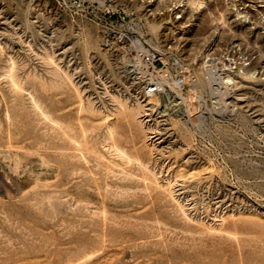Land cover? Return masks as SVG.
Wrapping results in <instances>:
<instances>
[{"label":"rangeland","instance_id":"rangeland-1","mask_svg":"<svg viewBox=\"0 0 264 264\" xmlns=\"http://www.w3.org/2000/svg\"><path fill=\"white\" fill-rule=\"evenodd\" d=\"M185 1L0 0V264H264V22Z\"/></svg>","mask_w":264,"mask_h":264},{"label":"built area","instance_id":"built-area-1","mask_svg":"<svg viewBox=\"0 0 264 264\" xmlns=\"http://www.w3.org/2000/svg\"><path fill=\"white\" fill-rule=\"evenodd\" d=\"M133 1V0H131ZM144 2L145 0H141ZM212 1V0H204ZM228 5V8L234 13H243L251 14L253 12H259L262 16L264 22V0H220ZM173 15L175 19H182L185 10V0H175L172 5ZM131 14H134L135 11H130ZM105 30L104 33V45L111 48H116L118 46H124L129 49L130 60L132 62V68L134 72L138 75L139 78H142L146 82L145 95L153 96L155 93L162 91V86L157 84L154 80L157 74L163 69V59L166 51L172 48L170 43L168 47H163L161 50H154L151 48L150 44L146 42L141 36H133L129 38L125 34L120 33L118 27L119 22L108 15L105 17ZM243 60L238 62L242 64ZM236 62H233V66ZM163 72V71H162ZM210 76V73L207 72ZM176 77V80L182 82L186 75L179 73Z\"/></svg>","mask_w":264,"mask_h":264},{"label":"bare ground","instance_id":"bare-ground-1","mask_svg":"<svg viewBox=\"0 0 264 264\" xmlns=\"http://www.w3.org/2000/svg\"><path fill=\"white\" fill-rule=\"evenodd\" d=\"M198 1H200V0H198ZM200 3V2H199ZM185 4H187L186 3V1H185ZM194 4H195V2H194ZM194 4H192V6L194 5ZM11 62V61H10ZM210 72H212V69L210 70ZM162 73V71H160L158 74H157V76L155 77V81L157 82V84H160L161 86H162V90H163V85H170V87H171V89L172 90H175V91H177L178 93L177 94H180L181 96H184L185 94H184V92H182V90H180L179 88H178V84L179 83H181L179 80L177 81H173V80H170L169 78H168V76L166 75V74H161ZM254 74V73H253ZM159 92H162V91H159ZM158 92V93H159ZM28 96H30V95H28ZM33 97V96H32ZM187 97V96H186ZM186 97H183V98H186ZM186 100V99H185ZM185 102V101H184ZM205 103V102H204ZM37 106V105H36ZM187 106V105H186ZM188 108V107H187Z\"/></svg>","mask_w":264,"mask_h":264}]
</instances>
